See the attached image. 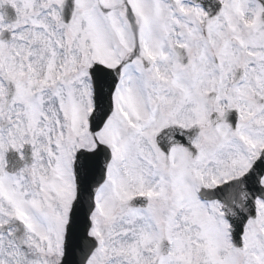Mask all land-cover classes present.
I'll return each instance as SVG.
<instances>
[{"label":"snow or ice","instance_id":"obj_1","mask_svg":"<svg viewBox=\"0 0 264 264\" xmlns=\"http://www.w3.org/2000/svg\"><path fill=\"white\" fill-rule=\"evenodd\" d=\"M0 264H264V0H0Z\"/></svg>","mask_w":264,"mask_h":264}]
</instances>
